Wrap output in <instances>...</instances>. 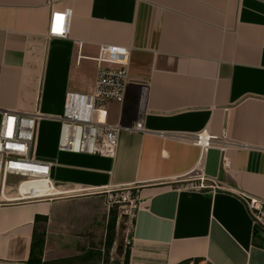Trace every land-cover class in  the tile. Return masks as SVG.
Here are the masks:
<instances>
[{
  "label": "crops",
  "instance_id": "1",
  "mask_svg": "<svg viewBox=\"0 0 264 264\" xmlns=\"http://www.w3.org/2000/svg\"><path fill=\"white\" fill-rule=\"evenodd\" d=\"M64 9L66 37H49ZM100 45L129 62L123 104L98 108L145 133H122L114 159L58 152L64 96L92 93ZM2 110L38 111L32 158L63 197L0 205V264H27L35 231L41 264H122L125 242L128 264H264V206H248L264 203V0H0ZM202 131L217 140L201 160ZM200 160L203 184L185 179ZM118 189L136 190L131 233L114 214L112 244L88 247Z\"/></svg>",
  "mask_w": 264,
  "mask_h": 264
},
{
  "label": "built area",
  "instance_id": "2",
  "mask_svg": "<svg viewBox=\"0 0 264 264\" xmlns=\"http://www.w3.org/2000/svg\"><path fill=\"white\" fill-rule=\"evenodd\" d=\"M69 20L70 10L68 9L51 12L48 24L49 37L64 39L67 35ZM93 61L96 63V77L92 93L90 95L67 93L64 96L61 114L57 119L59 124L57 150L64 153L98 155L114 159L122 133H145L141 120L132 127L108 124L105 111L97 106L102 102L123 104L128 82L129 53L126 48L100 45ZM39 117L38 111L33 114L1 111L0 205L45 199L33 198L28 194L29 187L24 186V183L30 180H41L46 189L53 188L49 175L51 164H41L32 158L35 121ZM216 140L206 131H202L193 136L191 143L199 149L202 160L204 151ZM201 160L194 170L184 177L185 179L196 178L203 184L200 172ZM13 177L24 179L16 185L14 198L8 195L12 190L8 183ZM248 206L251 211L260 212L264 203L249 199ZM135 210H132L131 206L126 214L130 224L128 233L132 231ZM125 243L127 246L130 244Z\"/></svg>",
  "mask_w": 264,
  "mask_h": 264
},
{
  "label": "rangeland",
  "instance_id": "3",
  "mask_svg": "<svg viewBox=\"0 0 264 264\" xmlns=\"http://www.w3.org/2000/svg\"><path fill=\"white\" fill-rule=\"evenodd\" d=\"M187 179H190V178H187ZM23 180H24L23 178H14V177L11 178L9 183H8V186L11 187L12 190L9 191L8 195L15 194V190L14 189H15L16 185L18 183L22 182ZM135 191L136 190H134V192H133L131 190L118 189V190H115V191L107 192L104 195H102V196H104L102 200H104V202H105V207H104V210H103L104 211L103 220L101 221L102 222V226H101L102 228L97 229L95 227L96 232H93L92 234L88 232L86 234V236H88V237L91 236V238H92L88 242L85 241L88 247L91 245L94 249L95 248L98 249L99 248L98 245L100 244L102 249L103 248H107L106 247V241L109 242V237L110 236H109L108 231L106 233V228L105 227H107V229H108V224H109V222H111V219H113V218L115 219L114 214L117 215V217H118V221H117V224H116V229L118 227L117 238H120L122 236L121 235L122 234V232H121V229H122L121 221L125 220V219H121V217L127 218L128 219L127 221L129 223V218H128V216L126 214L129 212L131 206H132V210H135L136 206H137V201L135 200L136 199V192ZM62 197L63 196L60 195V196H55V197H51V198L61 199ZM51 198L37 199V200L45 201L46 199H51ZM107 216H108V218H107ZM96 221H94L93 223L95 224ZM123 222H125V221H123ZM119 223H120V225H118ZM99 226L100 225H98L97 227H99ZM129 226H130V224H129ZM89 227H91V225H88V228ZM59 230H60V228H59ZM66 232H69V231H66ZM114 239H115V237H114ZM78 242H83V239H81ZM50 243L53 244V242H50ZM61 243H63L65 245V246H63V248L69 246V242L68 241L62 240ZM58 244H59V242H58ZM81 245H82V243L75 244L74 245V249H78V250L79 249H83L84 246L82 245V247H81ZM127 247L128 246L124 243V249H122L123 252L122 253L119 252L118 255H117V257H120V259H121L120 262L121 263L123 261L124 252H125ZM57 248H59V250H57V253L55 254V256H61L62 248L59 247V246ZM113 259L115 260L114 257H113Z\"/></svg>",
  "mask_w": 264,
  "mask_h": 264
},
{
  "label": "trees",
  "instance_id": "4",
  "mask_svg": "<svg viewBox=\"0 0 264 264\" xmlns=\"http://www.w3.org/2000/svg\"><path fill=\"white\" fill-rule=\"evenodd\" d=\"M116 219H111V222H109V236L110 234L112 235V232L115 227V221ZM35 235V236H34ZM33 235V241L31 243V249H30V254H29V259L27 261V264H41V256H42V246H43V239L41 238L42 236L38 233ZM109 245L112 244V241L109 237ZM128 258H129V247L126 248L123 256V261L122 264H128Z\"/></svg>",
  "mask_w": 264,
  "mask_h": 264
},
{
  "label": "bare ground",
  "instance_id": "5",
  "mask_svg": "<svg viewBox=\"0 0 264 264\" xmlns=\"http://www.w3.org/2000/svg\"><path fill=\"white\" fill-rule=\"evenodd\" d=\"M24 186L29 187L28 194L33 198H49L58 194L54 191V188L48 187V189H46L44 182L41 180H30L27 183H24ZM256 222L260 223L258 220H256ZM262 226L264 227V225Z\"/></svg>",
  "mask_w": 264,
  "mask_h": 264
},
{
  "label": "water",
  "instance_id": "6",
  "mask_svg": "<svg viewBox=\"0 0 264 264\" xmlns=\"http://www.w3.org/2000/svg\"><path fill=\"white\" fill-rule=\"evenodd\" d=\"M257 238L259 239V241H260L261 243L264 244V234H259V236H258ZM114 264H118V263L114 262Z\"/></svg>",
  "mask_w": 264,
  "mask_h": 264
}]
</instances>
